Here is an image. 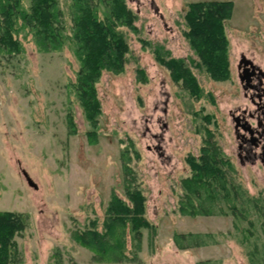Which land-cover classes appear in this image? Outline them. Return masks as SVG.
I'll return each instance as SVG.
<instances>
[{"label": "rangeland", "instance_id": "rangeland-1", "mask_svg": "<svg viewBox=\"0 0 264 264\" xmlns=\"http://www.w3.org/2000/svg\"><path fill=\"white\" fill-rule=\"evenodd\" d=\"M126 1L137 15L136 31L121 28L130 47L124 71L104 72L97 84L102 114L94 135L69 87L79 63L68 45L41 53L22 30L23 54L0 55V211L27 217V227L15 237L20 264H249L255 246L264 256V216L251 228L245 222L238 228L232 216L189 217L178 207L181 182L191 173L187 158L199 155L207 129L232 163L236 182L264 204V169L239 160L233 118L253 107L239 79L242 56L264 72V0H231L225 22L230 77L224 81L196 66L184 16L190 3L227 0ZM70 4L60 0L68 27ZM156 46L185 60L200 97L172 80L155 59ZM127 169L137 178L146 218L155 228L143 230L139 250L126 234L127 260L99 262L73 233L103 230L112 192L127 201L123 187L132 175ZM189 233L207 245L181 249L189 240L178 236Z\"/></svg>", "mask_w": 264, "mask_h": 264}, {"label": "trees", "instance_id": "trees-1", "mask_svg": "<svg viewBox=\"0 0 264 264\" xmlns=\"http://www.w3.org/2000/svg\"><path fill=\"white\" fill-rule=\"evenodd\" d=\"M25 1L0 0V55L23 54V45L18 38L22 30L32 36L41 53H56L68 45L79 63L75 81L69 87L75 92L84 118L93 128L88 134H96L102 114L97 84L104 72L120 74L124 71L130 47L121 28L136 31V13L128 7L126 0H71L72 25L68 27L60 0H27V5ZM232 11L231 0L198 1L188 5L184 16V36L199 59L196 66L216 81L230 77L225 22ZM153 53L156 61L169 70L175 83L181 80L192 95H202L184 59L171 57L159 46L153 48ZM138 74L145 79L143 70H138ZM67 122L73 127L70 111ZM206 134L199 155L187 158L191 173L181 182L178 211L189 217L232 216L234 226L239 228L245 222L251 228L256 217L264 216L263 201L249 196L236 182L229 158L217 145L211 131L207 129ZM130 173L132 175L125 179L123 187L127 201L112 192L103 230L93 227L73 233L76 241L93 252L96 261L121 263L127 260L126 234L131 236L132 248L139 250L143 230L155 228L146 218V198L137 178L131 170ZM26 227L27 217L23 214L0 211V264H20L15 237ZM178 237L189 240V245H182L181 249L206 245L200 235L189 233ZM176 239L177 235L175 242ZM248 255L249 264H264V256L256 246Z\"/></svg>", "mask_w": 264, "mask_h": 264}, {"label": "flooded vegetation", "instance_id": "flooded-vegetation-1", "mask_svg": "<svg viewBox=\"0 0 264 264\" xmlns=\"http://www.w3.org/2000/svg\"><path fill=\"white\" fill-rule=\"evenodd\" d=\"M240 62L238 74L244 97L253 107L242 108L237 116L233 115L239 140L238 158L241 163L259 162L264 169V72L251 60Z\"/></svg>", "mask_w": 264, "mask_h": 264}, {"label": "water", "instance_id": "water-1", "mask_svg": "<svg viewBox=\"0 0 264 264\" xmlns=\"http://www.w3.org/2000/svg\"><path fill=\"white\" fill-rule=\"evenodd\" d=\"M245 61H246V62H250V60H247L245 56H242V60H241L240 63H243V62H245ZM250 63H251V62H250ZM23 175L25 176V178H26V180H27V183H28L31 187L37 189V185L32 181V179L29 177V175H28L25 171L23 172Z\"/></svg>", "mask_w": 264, "mask_h": 264}, {"label": "crops", "instance_id": "crops-1", "mask_svg": "<svg viewBox=\"0 0 264 264\" xmlns=\"http://www.w3.org/2000/svg\"><path fill=\"white\" fill-rule=\"evenodd\" d=\"M207 245V244H206ZM206 245H204V246H200V247H205ZM200 247H194V248H200Z\"/></svg>", "mask_w": 264, "mask_h": 264}]
</instances>
